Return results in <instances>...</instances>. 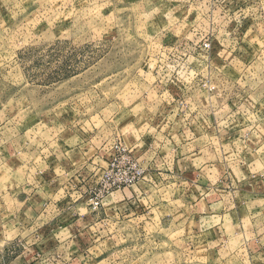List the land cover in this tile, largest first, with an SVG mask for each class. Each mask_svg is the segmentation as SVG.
Returning a JSON list of instances; mask_svg holds the SVG:
<instances>
[{"label": "rangeland", "instance_id": "374dc122", "mask_svg": "<svg viewBox=\"0 0 264 264\" xmlns=\"http://www.w3.org/2000/svg\"><path fill=\"white\" fill-rule=\"evenodd\" d=\"M73 130H110V142L123 136L129 142L133 130L147 136L149 130H173L178 143L189 144L166 160V171L153 170L178 176L166 177L174 182L173 195L188 179L201 180L214 202L216 192L219 200L233 195L229 182L219 193V177L228 178L238 166L246 176H262L264 0H0V136L13 137L14 144L36 142L40 135L74 145ZM126 146L144 177L150 175L148 154L140 158ZM12 152L0 160V190ZM171 160H178L176 172ZM187 162L202 170L190 165L185 175ZM240 190L233 196L245 225L264 222V196ZM172 204L180 210V202ZM224 205L225 199L211 210ZM183 207V217L165 216L170 221L159 224L160 215L151 213L156 224L120 235L111 229L118 247L98 264H203L190 246L176 254L184 248L183 235L197 243L210 239L209 233L195 236L192 228L179 230L188 212ZM38 222L24 231L0 220V264H43L40 247H49L53 258L69 255L75 244L52 248L54 238L67 235H47ZM39 238H47L44 246ZM231 242L234 248L239 239ZM103 247L92 250L101 255Z\"/></svg>", "mask_w": 264, "mask_h": 264}, {"label": "crops", "instance_id": "0c3cea01", "mask_svg": "<svg viewBox=\"0 0 264 264\" xmlns=\"http://www.w3.org/2000/svg\"><path fill=\"white\" fill-rule=\"evenodd\" d=\"M9 131L13 130L5 133L8 134ZM109 131L73 130V135L76 136L74 145L66 143L61 138L46 140L40 138V135L36 142L21 141V144H14L13 137L7 140L5 136H0V160L4 158L5 152L8 157L10 150L13 151L12 163H6L8 180L5 188L0 190V220L7 227L24 229V231L40 220L38 223L43 224L41 226L47 235L53 231L64 232L67 235L66 238H54L55 242L52 243L54 250L61 246L76 245L69 251L68 256L66 253L67 257L61 255V259L53 258L49 254L51 253L49 247L48 249L38 247L43 264H67L68 261V264L74 262L76 264H98L110 257V247H118L115 243L117 236H110L111 229L116 230L120 235L125 230L137 231L138 228L147 224H156V219L149 221L151 213L160 215L157 219L159 224L164 220L170 221V219H165L168 215L173 217L180 213L183 217V206H186L188 212H185V220L178 221L183 223L182 226L185 225L179 230L186 233L192 228L190 232L195 233V236L203 235L205 238L209 233L210 239H203L197 243L183 235L179 241L184 248L180 251L176 250V254H184L186 246H190L192 249L189 252L193 251L192 257L204 259L203 262L201 261L203 264H264V222L259 225L254 223L245 225V221L236 208L237 200L233 196L240 193L241 186L264 196V174L258 178L254 174L246 176L239 168L242 166H238V170L236 172L232 170L228 178L220 176V186L224 189H217L219 193L225 191L223 184L227 185L229 182L233 195L227 198L221 197L219 200L216 192L217 197L214 202L207 198L209 194L208 187H205L207 183L201 180L191 182L188 179V182L185 181L186 185L179 184L180 190H174L176 193L173 195L169 186L174 182L171 179L167 180L166 177L178 176L168 175L165 172V175L157 172L163 176H156L153 173L155 172L153 170L158 168L166 171L169 165L166 160L176 156L179 148L189 144V142L178 143V139L172 136L173 130H149V136L143 135V132H139L140 130H133L130 131L129 142L123 136L121 140L130 147L134 154L141 153L140 158L148 154L150 160L148 165L152 171L138 184L108 194L102 206L93 210L88 204L87 196L96 186L106 166L108 155H105V151L109 150L111 143L109 141L111 138H108ZM17 135L23 136L24 132ZM9 145L10 150L7 148ZM205 148L211 150L210 146ZM192 155L189 154L183 159L188 161L187 158ZM15 156L16 159H14ZM19 159L22 162L21 165L17 162L13 163ZM177 161L171 160V167H175L173 172H176ZM188 163L190 162H187L185 169H182L185 175H188L190 165L199 168L198 172L202 170L200 165H195L194 162ZM17 166L25 169H19ZM181 177V179L186 178L184 174H181ZM159 185L162 186L158 188ZM184 186L187 187L184 188ZM224 199L227 205L218 210H211L214 205L223 204ZM174 202L181 203L180 210L173 206ZM227 215H229V223L225 221ZM211 218L216 222L207 224L208 219ZM192 220L200 223H192L191 226ZM202 220L204 224L201 223ZM173 223L172 221L170 225ZM234 238L239 239V242L232 248L230 245ZM45 239L47 238H39V244L44 246ZM98 245L105 247L101 255L92 250ZM198 251L200 253H197Z\"/></svg>", "mask_w": 264, "mask_h": 264}, {"label": "built area", "instance_id": "2783aa9c", "mask_svg": "<svg viewBox=\"0 0 264 264\" xmlns=\"http://www.w3.org/2000/svg\"><path fill=\"white\" fill-rule=\"evenodd\" d=\"M144 175L145 170L133 157L129 148L120 138H114L109 145L106 166L96 186L88 193L89 206L93 210L100 208L108 194L138 184L144 180Z\"/></svg>", "mask_w": 264, "mask_h": 264}]
</instances>
